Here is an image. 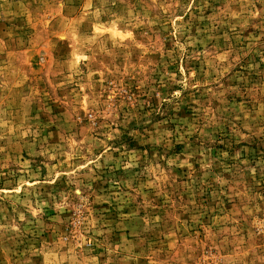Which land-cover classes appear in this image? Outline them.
I'll return each mask as SVG.
<instances>
[{
    "label": "rangeland",
    "instance_id": "1",
    "mask_svg": "<svg viewBox=\"0 0 264 264\" xmlns=\"http://www.w3.org/2000/svg\"><path fill=\"white\" fill-rule=\"evenodd\" d=\"M0 264H264V0H0Z\"/></svg>",
    "mask_w": 264,
    "mask_h": 264
}]
</instances>
